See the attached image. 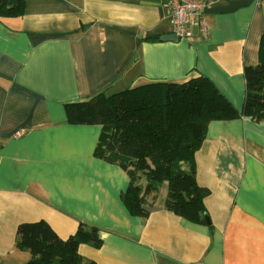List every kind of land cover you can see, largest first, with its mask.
<instances>
[{
  "label": "crops",
  "instance_id": "0c3cea01",
  "mask_svg": "<svg viewBox=\"0 0 264 264\" xmlns=\"http://www.w3.org/2000/svg\"><path fill=\"white\" fill-rule=\"evenodd\" d=\"M206 1L205 38L176 36L163 0H24L20 16L0 17V264H28L16 228L38 220L61 238L96 227L99 245H79L84 264H264V122L207 124L194 153L198 223L165 207L166 181L142 192L146 216L131 214L129 176L94 155L101 125L65 113L98 92L200 75L240 110L264 0Z\"/></svg>",
  "mask_w": 264,
  "mask_h": 264
},
{
  "label": "trees",
  "instance_id": "16d2710c",
  "mask_svg": "<svg viewBox=\"0 0 264 264\" xmlns=\"http://www.w3.org/2000/svg\"><path fill=\"white\" fill-rule=\"evenodd\" d=\"M24 6V0H0V17L20 16ZM243 75L245 94L240 110L202 75L109 95L98 92L86 100L66 103L64 108L68 121L101 125L94 155L118 164L129 176L122 201L131 214L146 216L142 192H152L166 181L165 207L187 220L204 223L205 192L196 181L194 153L211 120L243 116L264 122V29L258 62L245 66ZM97 230L79 224L74 233L61 238L44 220L22 222L16 228V246L30 253L28 264H84L79 245H99Z\"/></svg>",
  "mask_w": 264,
  "mask_h": 264
},
{
  "label": "built area",
  "instance_id": "2783aa9c",
  "mask_svg": "<svg viewBox=\"0 0 264 264\" xmlns=\"http://www.w3.org/2000/svg\"><path fill=\"white\" fill-rule=\"evenodd\" d=\"M176 36L181 39L192 37L195 27L199 37L205 38L208 24L205 19L206 0H163ZM20 134V133H18Z\"/></svg>",
  "mask_w": 264,
  "mask_h": 264
},
{
  "label": "water",
  "instance_id": "95a60500",
  "mask_svg": "<svg viewBox=\"0 0 264 264\" xmlns=\"http://www.w3.org/2000/svg\"><path fill=\"white\" fill-rule=\"evenodd\" d=\"M162 39H164V40H166V39L167 40H176V36L174 34H172V35H168V36H163ZM206 220H207V223H209L208 217L206 218Z\"/></svg>",
  "mask_w": 264,
  "mask_h": 264
}]
</instances>
